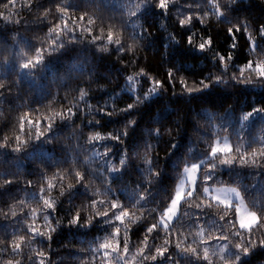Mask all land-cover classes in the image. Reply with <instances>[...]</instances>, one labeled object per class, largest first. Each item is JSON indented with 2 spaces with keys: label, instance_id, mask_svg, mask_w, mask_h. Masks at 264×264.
Instances as JSON below:
<instances>
[{
  "label": "snow or ice",
  "instance_id": "obj_1",
  "mask_svg": "<svg viewBox=\"0 0 264 264\" xmlns=\"http://www.w3.org/2000/svg\"><path fill=\"white\" fill-rule=\"evenodd\" d=\"M244 4L0 0V160L26 154L27 176L38 177L20 171L23 161L0 172V264H55L54 237L82 230L93 238L74 253L78 264H251L264 254V99L238 114L203 106L217 90H264V21L244 16ZM213 18L227 26L225 45ZM172 20L178 32L168 31ZM154 24L167 35L156 37ZM145 50H163V78ZM181 50L210 67L190 70ZM104 62L122 78L118 92L100 86ZM93 84L107 100L92 103ZM169 93L174 104L202 106L157 110ZM63 130L74 143L57 147Z\"/></svg>",
  "mask_w": 264,
  "mask_h": 264
},
{
  "label": "trees",
  "instance_id": "obj_2",
  "mask_svg": "<svg viewBox=\"0 0 264 264\" xmlns=\"http://www.w3.org/2000/svg\"><path fill=\"white\" fill-rule=\"evenodd\" d=\"M182 2V0H181ZM244 16L248 17H255L256 20H262L264 21V0H245L244 4ZM25 16L29 21L34 19V17L27 16V13H25ZM168 23V31L169 32H178L179 30L175 27V21L172 20ZM2 26V25H0ZM209 27L212 30V35L217 37L218 45H225L226 41V35L224 29L227 27L226 25L219 24L215 21L213 18L210 22ZM21 32H23L25 35L28 36H38L43 35V32H27L25 29L21 28ZM150 31L156 36L159 37L161 35L166 36L167 33H162L160 30H158V26L154 24V26L150 29ZM127 35V33H126ZM178 39H181L183 44V39L178 35ZM241 44H243V41H241ZM157 48H159V40H157ZM141 55L147 56V64L152 67L153 74H157L160 78H163L165 68L169 65H165L164 67H161L162 63V57L164 55L163 50L160 51L159 55L155 54V50L153 51H147L141 53ZM178 60H181L190 70H195L197 73L201 69H206L207 67H210L208 65L207 61L203 59V57H200L199 59H193L191 56H188L185 58L184 51L181 50L179 53L175 54ZM63 61H57L55 67L60 68L62 67ZM111 65L108 62H104L99 67V73L101 74V80H100V86H103L106 88L109 92H111L113 89H116V91H119V88L117 87L118 84H122V78L119 77L118 74H113L110 71ZM184 75H189V78L191 79V72L183 73ZM103 75H108L112 77V83H108L106 80L102 78ZM12 79H16V76L13 75ZM96 84H93V96L94 99L92 100L93 104H96L100 101L107 100V95L99 90V87ZM23 89V94L25 100L31 102V98L36 95L34 92L30 91L29 86L27 83H23L21 85ZM52 91L55 92V87L52 88ZM177 91H179V86H177ZM71 95H75V93H72ZM61 96H63V93H61ZM262 99H264V90H262L260 87H256L254 89H251L249 91H243L240 88H228L226 90L221 89L217 90L213 93V95L208 98L207 103L203 106L207 107L210 111H215L219 109L221 111V114L224 110H226L229 107H233L237 109L238 111L241 107L245 108L247 110V105L252 103H259ZM22 101H18L17 103H21ZM47 102V101H45ZM127 101V97L125 96L119 103V106H123ZM212 105H215L216 107L213 108ZM202 106L201 101L199 100H193L191 104H187L184 102H181L180 104H174L171 100V94L169 93V97H167L164 101L160 102L156 105V109L160 110L164 107L169 108H180L182 109V115L188 111L189 108H200ZM7 108V106H5ZM44 109H41L43 111ZM7 116L15 117L17 115V112L12 109H8L6 112ZM155 115V112H153V116ZM103 123V121H102ZM201 124H203V121H201ZM116 125H112V127H115ZM185 128L187 129V135L191 137L193 141L199 142L200 133H197L191 125H185ZM71 136V133L67 130L62 131L61 140L58 142L57 147L59 143H64L71 145L74 143L72 139L69 137ZM178 139H181L182 141L185 139V134L182 131L180 134V137ZM165 155L164 151H160V156L163 157ZM186 157H188V154L185 153ZM190 159V157H188ZM24 162V167L20 168V171L27 176V172L30 170V166L28 165V159L26 154H20L18 157H14L12 155H9L7 158V162L0 160V172H3L5 170H11L16 171L15 165L19 162ZM136 163H139V161H136ZM164 164H161V167H164ZM28 179H32L34 184L37 182L38 177L36 176H27ZM227 179V177H225ZM254 182V179L252 177H245L244 183L251 184ZM167 183V181H166ZM114 187H117L114 185ZM37 190L38 189H34ZM23 196V193L20 194ZM160 195H163V193H160ZM160 195L157 196V199L160 198ZM123 200L124 198L121 197ZM77 203H80V201H77ZM3 205H0L2 207ZM150 207H154L155 205H149ZM95 235H102V233L97 232L94 233ZM93 238L92 234H85L82 230L81 233H74V232H68L65 231L63 233H58L54 237V241L52 243V260L55 262V264H78V258L74 255V253L79 252L80 249L86 248L87 244L82 243V241H90ZM138 240L137 235L131 236V243H136ZM251 264H264V254H257L256 256L251 258Z\"/></svg>",
  "mask_w": 264,
  "mask_h": 264
}]
</instances>
